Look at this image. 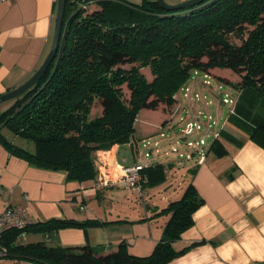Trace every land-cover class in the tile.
<instances>
[{
    "label": "trees",
    "instance_id": "16d2710c",
    "mask_svg": "<svg viewBox=\"0 0 264 264\" xmlns=\"http://www.w3.org/2000/svg\"><path fill=\"white\" fill-rule=\"evenodd\" d=\"M215 69L230 70L239 78L234 83L218 77L237 94L229 122L264 148V0H204L177 10L165 9L156 0H86L82 5L67 0L58 53L36 84L0 111V142L33 166L66 172L68 181H96L95 152L131 144L142 109H173L175 96L194 71L211 75ZM98 102L103 111L92 117ZM222 138L243 145L228 132L223 131ZM14 139L32 144L33 150ZM211 151L217 156L228 153L219 139ZM142 174L144 188L166 180L162 165H150ZM203 204L190 184L180 200L160 213L170 219L163 239L146 257L130 255L125 245L98 258L89 247L16 243L23 232L49 239L62 229L104 224L52 219L11 231L7 259L32 264H169L205 243L174 247L194 225L193 214Z\"/></svg>",
    "mask_w": 264,
    "mask_h": 264
},
{
    "label": "crops",
    "instance_id": "0c3cea01",
    "mask_svg": "<svg viewBox=\"0 0 264 264\" xmlns=\"http://www.w3.org/2000/svg\"><path fill=\"white\" fill-rule=\"evenodd\" d=\"M74 1L82 5L86 0ZM128 1L141 4L145 0ZM186 1L165 0L170 5ZM57 11L58 0H0V97L24 85L44 63L52 47ZM211 74L239 81L228 70L215 69ZM192 84L190 80L188 85ZM203 87L214 91L211 84L195 85L194 89L203 95ZM175 97L174 109L192 103L182 92ZM197 102L202 111H209L205 102L195 101L197 108ZM170 117L165 107L142 109L135 123L136 139L142 142L156 138ZM214 117L219 119L221 114L217 112ZM229 124L234 133L242 135L238 138L243 141L241 147L222 138L223 131L233 135L222 127L219 140L228 153L217 156L211 151L214 142L204 164L197 167L179 166L164 154L154 153L149 166L162 165L166 180L144 188L141 196L118 182L124 160H128L122 158V152L129 154L132 163L139 160L133 143L95 152L97 180L79 183L68 181L66 172L31 165L12 155L0 142V208L20 206L35 223L52 219L104 223L62 229L49 239L43 234H27L25 244L43 242L74 250L89 247L98 258L116 253L125 245L130 255L146 257L163 239L170 219V215L160 213L180 200L192 184L204 204L193 214L194 225L174 247L182 250L193 243H205L190 248L169 264H264V148ZM14 140L22 147L34 148L28 142ZM139 145L141 148L143 143ZM102 176L109 185L97 190ZM159 201L165 204L159 206Z\"/></svg>",
    "mask_w": 264,
    "mask_h": 264
},
{
    "label": "built area",
    "instance_id": "2783aa9c",
    "mask_svg": "<svg viewBox=\"0 0 264 264\" xmlns=\"http://www.w3.org/2000/svg\"><path fill=\"white\" fill-rule=\"evenodd\" d=\"M203 74L204 80L201 75ZM210 74L194 71L192 75L193 84L185 86L182 91L185 98L192 102L187 106L180 107V111L173 113L165 123L164 128L156 138H148L142 141L144 151L139 145V160L128 163L124 160L122 177L119 183L133 189L139 196L143 194L145 177L143 170L149 166L154 159V153L164 154L166 158L173 159L179 166L189 164L197 167L204 164L211 149V141L215 142L221 137L219 120L207 109L202 111L195 106V101L208 103L205 96L196 92L194 86H210ZM222 89V85L219 86ZM221 103L230 105V113H233L237 94L220 93ZM109 185V181L102 176L96 184V189L101 190ZM34 222L30 219L26 209L20 206H8L0 208V264L8 260L9 250L6 245L7 236L13 230L23 231ZM27 233L23 232L17 239V244H25Z\"/></svg>",
    "mask_w": 264,
    "mask_h": 264
},
{
    "label": "rangeland",
    "instance_id": "374dc122",
    "mask_svg": "<svg viewBox=\"0 0 264 264\" xmlns=\"http://www.w3.org/2000/svg\"><path fill=\"white\" fill-rule=\"evenodd\" d=\"M228 71H230V70H228ZM143 72L146 74V76L148 77L149 80H152V76H151V73H150V70L149 69H145ZM231 73H232V75H230V76H233V77L236 76L237 77V75L234 74L232 71H231ZM210 76H211V78L209 79V81H210V84L212 85V88H213L214 91L208 90V89H206V87H203V89H202V93H203L204 96H206V101L208 102L209 112L213 116H216L217 115V112L221 114V117L218 119L219 120V128L220 129L222 127H224L228 131L232 132L233 135H235L237 138L242 137V135H239L236 132L234 133L233 130H231V126H230V124L228 122V118L230 116V108H231V106L230 105L221 106V105L218 104L221 101V99H220V93L221 92L230 93V91L232 92L233 90L231 89V86H229L227 84H221V82L218 80V78L212 77V74ZM201 78H202V80H204L203 74L201 75ZM221 85H222V89H219V86H221ZM180 92L183 93L182 90ZM125 95L127 97L129 96V92H128L127 89H125ZM13 103H14L13 100L8 101V102H5V103H2L0 105V110H6ZM197 104H198L197 106L202 110V106H200V103L197 102ZM162 107H163V105L160 106V108H162ZM174 107H173V109L172 108L171 109H168L167 108L166 111L167 112H170L171 115L174 112L175 113L176 112L178 113L180 111V109H178V108H180L181 106H179V107H177L175 109H174ZM102 111H103V109H102L100 103L99 102L96 103L95 106H94V108L92 109V117H95V116L101 114ZM239 133L241 134V132H239ZM139 143H142V142L139 141ZM141 150L144 151L143 145H141ZM122 154L124 155L122 158L128 159L129 161L128 160L127 161L129 163L132 162V161H130L129 154H127L125 151H123ZM163 204H165V203H162L160 201L158 203L159 206H161ZM5 264H32V263H29V262H26V261L18 262V261H13V260H6Z\"/></svg>",
    "mask_w": 264,
    "mask_h": 264
},
{
    "label": "water",
    "instance_id": "95a60500",
    "mask_svg": "<svg viewBox=\"0 0 264 264\" xmlns=\"http://www.w3.org/2000/svg\"><path fill=\"white\" fill-rule=\"evenodd\" d=\"M158 3L161 4L162 7L168 10H177L187 6H192L195 4H199L204 0H189L177 5H170L165 2V0H156ZM67 0H58V11L53 35V42L52 47L49 52V55L45 59L42 66L38 69V71L21 87L6 93L0 97V105L2 103L17 99L18 97L22 96L26 93L32 86L36 84V82L47 72L50 64L55 59L58 50L60 48L62 34H63V26H64V19H65V10H66ZM132 143L134 145L135 153L139 156V141L136 139L135 135L132 136ZM213 141H211L210 145H213Z\"/></svg>",
    "mask_w": 264,
    "mask_h": 264
}]
</instances>
